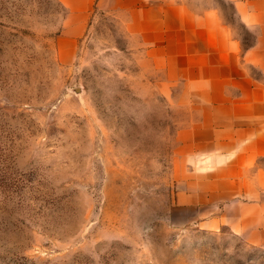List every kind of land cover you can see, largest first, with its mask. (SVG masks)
I'll return each instance as SVG.
<instances>
[{"label":"rangeland","instance_id":"1","mask_svg":"<svg viewBox=\"0 0 264 264\" xmlns=\"http://www.w3.org/2000/svg\"><path fill=\"white\" fill-rule=\"evenodd\" d=\"M168 94L112 13L0 0V264H264L177 204Z\"/></svg>","mask_w":264,"mask_h":264},{"label":"crops","instance_id":"2","mask_svg":"<svg viewBox=\"0 0 264 264\" xmlns=\"http://www.w3.org/2000/svg\"><path fill=\"white\" fill-rule=\"evenodd\" d=\"M112 13L181 111L177 204L264 249V0H64Z\"/></svg>","mask_w":264,"mask_h":264},{"label":"water","instance_id":"3","mask_svg":"<svg viewBox=\"0 0 264 264\" xmlns=\"http://www.w3.org/2000/svg\"><path fill=\"white\" fill-rule=\"evenodd\" d=\"M78 91V90H77Z\"/></svg>","mask_w":264,"mask_h":264}]
</instances>
